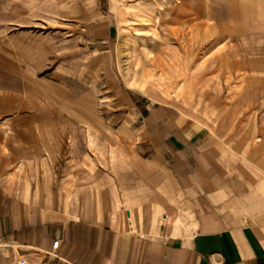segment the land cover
<instances>
[{
  "label": "crops",
  "instance_id": "1",
  "mask_svg": "<svg viewBox=\"0 0 264 264\" xmlns=\"http://www.w3.org/2000/svg\"><path fill=\"white\" fill-rule=\"evenodd\" d=\"M70 7L73 25L101 17L95 0H0V58L29 61L0 68V264H264V202L245 205L228 150L195 147L201 129L160 126L151 158L53 129L52 83L33 76L52 46L5 32L53 12L68 25ZM246 7L264 27V0Z\"/></svg>",
  "mask_w": 264,
  "mask_h": 264
},
{
  "label": "rangeland",
  "instance_id": "2",
  "mask_svg": "<svg viewBox=\"0 0 264 264\" xmlns=\"http://www.w3.org/2000/svg\"><path fill=\"white\" fill-rule=\"evenodd\" d=\"M95 1L97 23L87 19L88 10L85 25H73L70 7L68 25L53 12L46 23L31 26V18H22L5 32L52 46L36 59L33 76L52 83L53 105L45 111L53 129L108 143L104 154L117 144L151 158V133L160 126L199 128L208 138L196 140V148L215 143L228 150L235 168L230 178L245 205L264 202V85L258 82L264 27L246 10L257 0ZM108 28L113 36L105 41ZM14 58H0V68L29 66L28 59ZM5 77L12 83L20 76Z\"/></svg>",
  "mask_w": 264,
  "mask_h": 264
},
{
  "label": "built area",
  "instance_id": "3",
  "mask_svg": "<svg viewBox=\"0 0 264 264\" xmlns=\"http://www.w3.org/2000/svg\"><path fill=\"white\" fill-rule=\"evenodd\" d=\"M59 244H60V240H58V239L57 240H54V242H53V248L54 249H57L58 246H59ZM19 262H20V264H25L26 263V261L24 259H20Z\"/></svg>",
  "mask_w": 264,
  "mask_h": 264
}]
</instances>
